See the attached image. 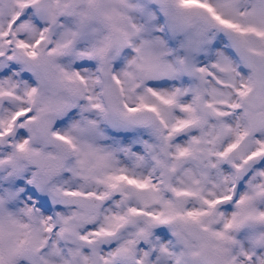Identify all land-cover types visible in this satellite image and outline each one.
<instances>
[{
    "label": "snow or ice",
    "instance_id": "6c2138e0",
    "mask_svg": "<svg viewBox=\"0 0 264 264\" xmlns=\"http://www.w3.org/2000/svg\"><path fill=\"white\" fill-rule=\"evenodd\" d=\"M0 264H264V0H0Z\"/></svg>",
    "mask_w": 264,
    "mask_h": 264
}]
</instances>
